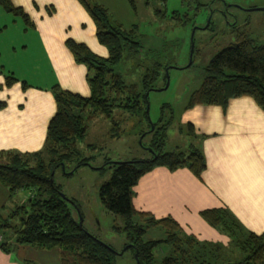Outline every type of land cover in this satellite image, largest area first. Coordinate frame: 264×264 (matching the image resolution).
<instances>
[{"label": "trees", "instance_id": "1", "mask_svg": "<svg viewBox=\"0 0 264 264\" xmlns=\"http://www.w3.org/2000/svg\"><path fill=\"white\" fill-rule=\"evenodd\" d=\"M78 1L91 17L96 39L104 45L107 55L98 56L84 43L64 40L74 61L85 66L89 94L82 96L53 84L50 91L55 109L47 122L42 147L31 153L0 150V183L9 193L29 192L24 202L15 205L0 221V234L3 230L11 232L14 246L57 247L59 264H113L117 252L89 233L82 221L78 222V215H82L77 202L61 193L53 174L60 169L68 176L80 165L90 166L86 157L80 156L77 143L84 138L91 120L107 119L109 135L113 136L118 124L113 118L115 109L130 115L141 112L147 119V92L156 87L160 75L165 83L164 70L168 67L152 57L150 50L142 48L136 26L125 29L113 23L107 9L95 0ZM0 6L28 23L26 14L10 0H0ZM52 10L48 7L47 11ZM153 12L161 15L159 9ZM203 70L201 82L188 94L184 108L194 104L225 108L229 98L248 96L264 112V43L239 33L233 42L210 57ZM13 80L6 76L5 84ZM160 121L159 117L156 122H147L148 129L141 135L150 134L147 144L150 157L107 161L112 170L97 192L102 206L120 217L119 230L124 233L126 248L133 252V257L136 255L135 264L137 261L139 264H264V233L245 229L226 207L199 212L208 225L226 235V245L184 233L170 216L154 218L134 209L132 188L154 166L164 165L169 170L186 167L198 177L205 165L197 146L190 144L184 151H164L165 129L170 119ZM185 128L192 134L190 123ZM94 168L102 169L104 163ZM14 217H18V223L11 224ZM152 226L162 229V237L144 240V232ZM7 239L0 241L2 252L9 251ZM160 247V256H156L154 251ZM19 263L36 264L29 259Z\"/></svg>", "mask_w": 264, "mask_h": 264}, {"label": "crops", "instance_id": "2", "mask_svg": "<svg viewBox=\"0 0 264 264\" xmlns=\"http://www.w3.org/2000/svg\"><path fill=\"white\" fill-rule=\"evenodd\" d=\"M95 1L106 6L104 0ZM10 2L22 9L28 23L0 6V150L31 153L42 147L55 109L50 87L57 84L82 96L89 94L85 66L74 61L64 40L84 43L102 57L107 50L97 41L94 23L78 0ZM48 7L53 8L50 13ZM6 76L14 78L9 85ZM177 125L185 138L183 146L200 148L204 168L196 177L186 167L154 166L132 188L134 209L154 218L170 216L184 233L222 245L228 238L200 217L201 210L226 207L245 229L264 233V112L250 97L238 96L229 98L225 108L183 106ZM27 195L25 190L9 193L0 183V221ZM16 247L23 254L12 257L0 250V264H20L22 259L41 264V252L51 251L59 264L60 250L55 247L33 246L36 253L24 249L28 245Z\"/></svg>", "mask_w": 264, "mask_h": 264}, {"label": "rangeland", "instance_id": "3", "mask_svg": "<svg viewBox=\"0 0 264 264\" xmlns=\"http://www.w3.org/2000/svg\"><path fill=\"white\" fill-rule=\"evenodd\" d=\"M104 2L113 23L125 29L136 26V37L142 48L150 50L152 57L168 67L167 78L164 83L160 75L155 81L156 87L147 92V119L141 112L130 115L115 109L113 118L118 124L113 136L109 135L110 122L107 119L98 117L91 120L87 124L84 138L77 143L80 156L86 157L90 166L80 165L68 176L57 169L53 174V181L62 194L77 202L83 227L117 252L113 264H135L133 252L126 248L124 233L119 230L122 223L120 217L106 210L98 199V187L109 177L112 170L106 162L150 157L147 146L150 134L141 135L148 129L147 122H156L159 117L161 123L170 119L165 129L163 150L178 151L179 147L185 148V138L177 130V117L187 102L188 94L199 86L203 69L210 57L233 42L237 34H245L259 43H264V0ZM155 9L161 11L160 16L154 14ZM103 163L104 168H94ZM16 223L18 217L12 218L11 224ZM162 235L159 226H152L146 229L142 238H161ZM9 237H13L12 233L3 230L0 241ZM6 247L12 257L23 254L22 249L9 241H6ZM28 247L24 249L36 253L35 247ZM161 248L155 249L156 256H160ZM23 256H27L26 253ZM55 258L52 251L41 252L38 262L58 264Z\"/></svg>", "mask_w": 264, "mask_h": 264}, {"label": "water", "instance_id": "4", "mask_svg": "<svg viewBox=\"0 0 264 264\" xmlns=\"http://www.w3.org/2000/svg\"><path fill=\"white\" fill-rule=\"evenodd\" d=\"M166 69H165V77L167 78V75H166ZM166 86V84L164 85V87ZM152 129V125L150 124V130ZM62 168H63V166H61ZM80 221H81V218H80V216L78 215V222L80 223ZM136 255L134 254V257H135ZM137 261V260H136ZM137 264H139L138 263V261H137Z\"/></svg>", "mask_w": 264, "mask_h": 264}]
</instances>
